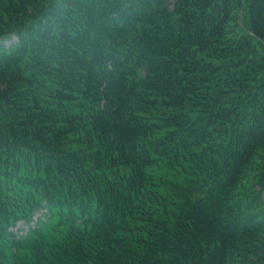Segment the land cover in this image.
Masks as SVG:
<instances>
[{"label":"trees","instance_id":"obj_1","mask_svg":"<svg viewBox=\"0 0 264 264\" xmlns=\"http://www.w3.org/2000/svg\"><path fill=\"white\" fill-rule=\"evenodd\" d=\"M0 264H264V0H0Z\"/></svg>","mask_w":264,"mask_h":264},{"label":"rangeland","instance_id":"obj_2","mask_svg":"<svg viewBox=\"0 0 264 264\" xmlns=\"http://www.w3.org/2000/svg\"><path fill=\"white\" fill-rule=\"evenodd\" d=\"M10 43V41H7V44ZM162 170L158 169L157 172H161Z\"/></svg>","mask_w":264,"mask_h":264}]
</instances>
